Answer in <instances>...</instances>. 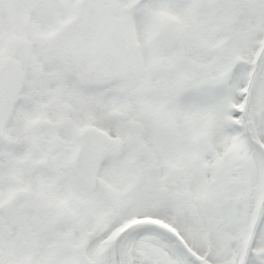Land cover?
<instances>
[{"label":"snow or ice","instance_id":"6c2138e0","mask_svg":"<svg viewBox=\"0 0 264 264\" xmlns=\"http://www.w3.org/2000/svg\"><path fill=\"white\" fill-rule=\"evenodd\" d=\"M0 264H264V0H0Z\"/></svg>","mask_w":264,"mask_h":264}]
</instances>
